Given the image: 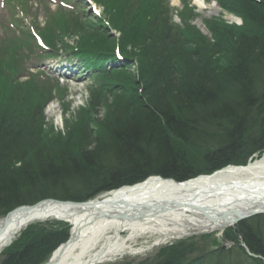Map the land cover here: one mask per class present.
I'll use <instances>...</instances> for the list:
<instances>
[{
	"label": "trees",
	"instance_id": "obj_1",
	"mask_svg": "<svg viewBox=\"0 0 264 264\" xmlns=\"http://www.w3.org/2000/svg\"><path fill=\"white\" fill-rule=\"evenodd\" d=\"M64 1L73 6L70 11L86 12V0ZM93 1L106 8L99 18L103 32L110 33L118 20L110 18L111 6L126 22L127 13L123 29L133 32L125 37L146 44L141 69L138 74L121 73L123 84L105 104L100 130L109 132L102 141L74 150L61 144L62 139H50L51 131L46 130L43 111L51 94L40 91L28 103L0 86V218L45 198L84 202L151 175L182 182L227 165H246L264 154V0H216L242 23L210 19L211 37L193 25L194 14L186 20L185 11L179 14L183 26L161 20L163 11L150 4L152 0ZM190 4L186 1L185 9L192 11ZM61 18L50 13L49 30L61 33ZM32 30L27 25L19 31L22 38L1 40L0 77L17 81V61L62 53L96 68L106 79L113 72L105 67L107 61L126 63L130 57L127 45H122L124 36L115 37L112 52H107L88 42L59 48L52 34L40 32L42 48ZM27 79L49 81L33 72ZM115 85L106 89L112 92ZM226 235L234 246L195 253L182 241L156 264H264V214L240 221ZM69 236L68 222H35L3 251L0 264H45Z\"/></svg>",
	"mask_w": 264,
	"mask_h": 264
},
{
	"label": "rangeland",
	"instance_id": "obj_2",
	"mask_svg": "<svg viewBox=\"0 0 264 264\" xmlns=\"http://www.w3.org/2000/svg\"><path fill=\"white\" fill-rule=\"evenodd\" d=\"M186 1H190V8L192 11L185 9ZM198 1L199 0H152L150 4L155 3L159 5L158 7H161L163 11L162 15L159 17L161 20L167 18L169 22L171 21L182 26L184 25V21H182L183 18L182 16L180 17V13L185 11V20L189 19L194 14L195 18L192 20L193 25L206 37H211L210 31L207 29V21L210 19L220 17L229 23L237 24V22L227 19L228 14L231 13L221 9L216 0H202V2L208 6L213 5L218 7L219 11L213 8L204 11L200 10ZM86 3L88 4L85 10L86 12L82 14L81 11H70L68 6L67 8L64 7L57 0H0L1 44V40L5 41V39H9V37L16 36L22 38V29L27 25L33 28L32 32L35 34L38 44L41 42L40 40L44 42L40 32H45L46 35L52 34L54 39L53 42L56 43L59 48L69 44L88 42L94 43L93 46H95V44L96 46H102L101 49L107 52H112L115 37L124 36L122 45H127L130 56L129 60L126 63H122L118 59L107 61V63L104 64L105 67L109 70L112 69L113 72L110 71L109 73L111 75H108L109 77H106V79L98 75L100 73H97L96 68H86L83 62L67 58L66 54L59 55V57L55 58L40 57L39 55L32 56V60L28 62L26 60H23V62L21 60L17 61L16 58L17 63L14 69L18 72V80H12L11 77L8 76H4V78L0 77V86L3 87L6 93L12 94L10 92H14L18 94L17 97L19 99L22 97L28 103H31L32 98L40 91L47 97L52 96V100L45 105L43 111L46 124L45 127L47 131H51L52 135H50V139L56 140L57 143H59L58 140L62 139L61 141L63 142L61 144L68 146L67 148L69 150L78 149L80 147L84 148V146L93 145L99 140L102 141V137L109 132L100 130L101 121L106 118L105 116L107 114L105 104L109 100H114L116 91H118L117 89L119 88L118 85L123 84L124 79L121 75L122 72L123 74L126 71L128 74H138L141 69L139 61L140 57H142L140 55L141 49L146 46L144 42L140 43V41L136 39L130 40V38H128L129 36L125 37V33L131 36L133 32L130 28L123 29L127 25L126 23L129 22L127 13L125 16L126 22L120 19L117 10H114L115 6L112 7L109 5V7L111 6L109 10L110 18H114L115 16L118 20L117 22L115 21V28L111 29L112 32H103L104 29H100V23L104 22L99 18L100 15L105 13L106 8L101 3H94L93 0H87ZM59 7L68 10L64 11ZM120 8L122 9L121 5ZM50 13L56 17H63L59 19V23L62 27L61 33H55L53 29L49 30L51 28L48 19ZM59 14H62V16H59ZM11 17L15 19L14 25H12ZM17 26L20 27L16 29L15 27ZM76 26H78V28H76ZM75 28L78 30H75ZM147 44L149 43L147 42ZM39 45L41 46L42 44ZM101 49L99 48V50ZM116 51H118V49H116ZM4 56L7 58L9 57V55ZM30 72L37 75L43 73L49 78V81L39 79L37 82L34 80L38 79L33 77L34 80L27 79L28 73ZM112 82L116 85L114 87L115 90L110 92L106 88H108L110 84L112 85ZM49 94H51V96ZM83 123H85L84 125L86 128L79 132ZM252 134L255 133L253 132ZM74 139H76V141H74ZM237 159L238 158H236V161H238ZM233 227L234 226L227 227L224 231L225 233H197L194 236L185 237V239L167 241L162 244H157L158 236L144 235L142 238L130 242L133 248L142 252L125 254L122 255V257H117L111 261L102 262L101 264H156L164 259L165 253L167 254L169 250H172V248L182 241H185L187 245L193 246V248L196 249L195 253L207 251L209 249L213 250L217 245L230 248L234 246L235 243L226 235V232L229 228ZM113 231L114 230H111L110 233ZM128 233V231L124 232L123 236H126Z\"/></svg>",
	"mask_w": 264,
	"mask_h": 264
},
{
	"label": "bare ground",
	"instance_id": "obj_3",
	"mask_svg": "<svg viewBox=\"0 0 264 264\" xmlns=\"http://www.w3.org/2000/svg\"><path fill=\"white\" fill-rule=\"evenodd\" d=\"M198 5L203 11H219L202 0ZM227 19L237 21L231 14ZM259 210H264V155L246 165H227L182 182L150 176L87 204L47 199L13 210L0 219V256L25 228L47 219L68 222L71 230L49 264H101L142 252L130 242L144 235H156L157 244H162L197 233H222L237 225L234 220L239 212ZM126 231L129 233L123 236Z\"/></svg>",
	"mask_w": 264,
	"mask_h": 264
},
{
	"label": "water",
	"instance_id": "obj_4",
	"mask_svg": "<svg viewBox=\"0 0 264 264\" xmlns=\"http://www.w3.org/2000/svg\"><path fill=\"white\" fill-rule=\"evenodd\" d=\"M237 19V24H239V23H241V21H242V19L241 18H236ZM163 177V176H162ZM165 178V177H164ZM167 179H169V180H174V181H176L175 179H171V178H167ZM118 190H119V188H118ZM113 191H116V190H112V191H110V192H108V194L109 193H111V192H113ZM44 200H47V199H44ZM48 200H52V201H58V202H60V203H74V204H76V203H79V204H87V202H91V201H94V200H96V199H93V200H87V202L86 201H71V200H66V201H63V200H60V199H57V198H55V199H53V198H48ZM40 202H42V201H40ZM39 203V202H38ZM35 204H37V203H35ZM33 205H23L22 207H18V208H15V209H13V210H16V209H19V208H30V207H32ZM175 206V205H174ZM182 206H177L176 208H181ZM12 210V211H13ZM235 211H229V212H227V213H234ZM12 212H10L9 214H11ZM226 213V214H227ZM259 214H264V210H259V211H254V212H250V213H248V214H241L240 212L238 213V218L236 219V220H234V222L235 223H239L240 221H242V220H245V219H248L249 217H252V216H258ZM122 217H124V216H122ZM70 233H71V231H70ZM49 261H47L46 262V264H49L48 263Z\"/></svg>",
	"mask_w": 264,
	"mask_h": 264
},
{
	"label": "flooded vegetation",
	"instance_id": "obj_5",
	"mask_svg": "<svg viewBox=\"0 0 264 264\" xmlns=\"http://www.w3.org/2000/svg\"><path fill=\"white\" fill-rule=\"evenodd\" d=\"M242 135L244 136V135H245V132H244V133H242V134H240V136H242Z\"/></svg>",
	"mask_w": 264,
	"mask_h": 264
}]
</instances>
